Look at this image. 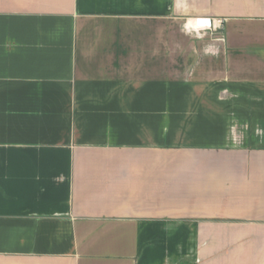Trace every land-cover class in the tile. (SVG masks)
<instances>
[{"label":"crops","instance_id":"obj_1","mask_svg":"<svg viewBox=\"0 0 264 264\" xmlns=\"http://www.w3.org/2000/svg\"><path fill=\"white\" fill-rule=\"evenodd\" d=\"M0 264H264V0H0Z\"/></svg>","mask_w":264,"mask_h":264},{"label":"built area","instance_id":"obj_2","mask_svg":"<svg viewBox=\"0 0 264 264\" xmlns=\"http://www.w3.org/2000/svg\"><path fill=\"white\" fill-rule=\"evenodd\" d=\"M193 28L208 29L211 33L217 34L221 31L223 21H212L207 19H196L191 23Z\"/></svg>","mask_w":264,"mask_h":264}]
</instances>
